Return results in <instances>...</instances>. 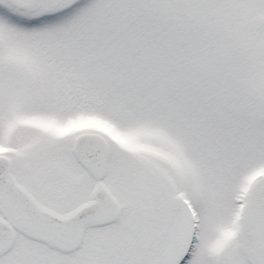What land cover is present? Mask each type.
Returning a JSON list of instances; mask_svg holds the SVG:
<instances>
[{"label": "snow or ice", "instance_id": "1", "mask_svg": "<svg viewBox=\"0 0 264 264\" xmlns=\"http://www.w3.org/2000/svg\"><path fill=\"white\" fill-rule=\"evenodd\" d=\"M0 264H264V0H0Z\"/></svg>", "mask_w": 264, "mask_h": 264}]
</instances>
